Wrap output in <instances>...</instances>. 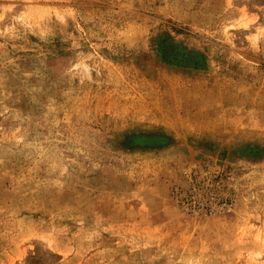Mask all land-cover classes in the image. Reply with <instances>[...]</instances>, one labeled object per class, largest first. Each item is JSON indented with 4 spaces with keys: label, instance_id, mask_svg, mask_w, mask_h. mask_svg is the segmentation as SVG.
I'll return each mask as SVG.
<instances>
[{
    "label": "rangeland",
    "instance_id": "obj_1",
    "mask_svg": "<svg viewBox=\"0 0 264 264\" xmlns=\"http://www.w3.org/2000/svg\"><path fill=\"white\" fill-rule=\"evenodd\" d=\"M0 264H264V0H0Z\"/></svg>",
    "mask_w": 264,
    "mask_h": 264
}]
</instances>
